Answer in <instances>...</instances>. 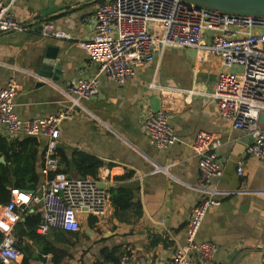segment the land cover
<instances>
[{
	"label": "crops",
	"instance_id": "0c3cea01",
	"mask_svg": "<svg viewBox=\"0 0 264 264\" xmlns=\"http://www.w3.org/2000/svg\"><path fill=\"white\" fill-rule=\"evenodd\" d=\"M106 1L14 0V16L34 27L0 33V86L14 80V112L25 120L71 112L72 117L59 126V169L80 176L72 154H90L102 162L98 177H103L101 185L108 191L104 212L80 214L77 232L52 230L42 235L36 227L35 236L34 217L43 209L41 176L34 190L38 198L23 211L8 213L0 205V233L13 231L20 248L14 261L2 264H95L103 260V251L115 247L118 253H129L133 264H164L185 243L188 218L204 195L219 202L207 211L196 239L215 242V264H263L264 161L246 154L250 135L222 118L210 96L222 68L219 58L195 48L166 47L160 58L138 66L131 78L116 83L79 46L92 36L96 9ZM45 11L49 12L41 16ZM44 20L71 38L44 37L40 29ZM48 46L58 48L61 73L56 80L39 74ZM92 76L99 80L97 96L86 100L68 92L79 78ZM147 108L164 109L177 143L158 149L149 141L142 125ZM202 130L222 141L217 149L222 174L211 181L208 191L199 186L198 157L189 147ZM22 137L9 133L0 122V146ZM36 138L40 173L45 141ZM60 154L69 162L62 161ZM0 161L5 162L1 152ZM122 174L128 176L119 179ZM116 187L133 192V205L118 213L109 198V190ZM16 230H21L20 237ZM47 245L56 252L44 251Z\"/></svg>",
	"mask_w": 264,
	"mask_h": 264
},
{
	"label": "built area",
	"instance_id": "2783aa9c",
	"mask_svg": "<svg viewBox=\"0 0 264 264\" xmlns=\"http://www.w3.org/2000/svg\"><path fill=\"white\" fill-rule=\"evenodd\" d=\"M13 1L0 0V33L32 30V24L19 21L12 13ZM41 25L44 37L71 38L52 21L44 20ZM79 46L86 50L99 71L116 83L131 78L138 66L160 58L166 47L195 48L203 54L217 56L222 68L210 96L222 118L234 129L250 135L246 154L264 161L263 17L221 13L181 0H108L96 9L92 36ZM238 67H242L239 73L235 70ZM67 90L77 98L89 100L99 94L98 77H81ZM15 94L14 80L0 86V122L13 135L45 141L39 196L43 209L37 232L42 235L52 230L77 232L80 214H101L106 209L108 191L101 185L103 177L69 176L59 169V126L62 120L72 117L71 112L21 119L14 112ZM142 125L149 141L158 149L179 141L164 109L147 108ZM221 145L218 136L203 130L189 143L198 157L199 186L204 191L222 174L223 165L217 156ZM237 172H243L241 162ZM37 198L30 190L13 189L5 210L21 212ZM218 202L211 195L200 198L188 218L185 243L164 264H215V242L197 241L196 236L207 211ZM19 254L18 238L7 230L0 240V264L14 261ZM260 259L264 264V249ZM110 264L133 263L125 252Z\"/></svg>",
	"mask_w": 264,
	"mask_h": 264
},
{
	"label": "trees",
	"instance_id": "16d2710c",
	"mask_svg": "<svg viewBox=\"0 0 264 264\" xmlns=\"http://www.w3.org/2000/svg\"><path fill=\"white\" fill-rule=\"evenodd\" d=\"M39 141L34 136H24L16 139L10 145L3 144L0 146V152L4 155L5 162L0 161V205H5L11 195L12 189L36 190L41 181V174L37 172V153L39 149ZM59 155V154H58ZM62 161L67 157L60 154ZM72 163L80 176L98 177V169L102 162L87 153L74 152L72 154ZM69 162V161H68ZM128 174L118 176L119 179L127 177ZM109 198L115 207L116 213L123 212L130 208L133 198V192L129 189L116 187L109 190ZM140 206H138V213ZM41 220V215L34 217L33 234L38 236L36 227ZM17 236L20 237L21 230H16ZM15 234V233H14ZM16 235V234H15ZM3 234L0 233V240ZM44 251L56 252V248L47 245ZM123 252L118 253V248L103 251V260L95 264H108L117 262ZM27 264V262L25 263Z\"/></svg>",
	"mask_w": 264,
	"mask_h": 264
},
{
	"label": "water",
	"instance_id": "95a60500",
	"mask_svg": "<svg viewBox=\"0 0 264 264\" xmlns=\"http://www.w3.org/2000/svg\"><path fill=\"white\" fill-rule=\"evenodd\" d=\"M196 7L205 8L208 10L218 11L221 13L235 15H250L264 18V0H181ZM49 11L41 13L44 16ZM42 29V26H40ZM58 48L48 46L43 58L39 74L43 77L53 80L58 79L61 69L60 62L57 61ZM2 160V159H1ZM70 176V175H69ZM34 193V190H30ZM19 248V246H18ZM20 249V248H19ZM23 256L27 253L22 250Z\"/></svg>",
	"mask_w": 264,
	"mask_h": 264
},
{
	"label": "rangeland",
	"instance_id": "374dc122",
	"mask_svg": "<svg viewBox=\"0 0 264 264\" xmlns=\"http://www.w3.org/2000/svg\"><path fill=\"white\" fill-rule=\"evenodd\" d=\"M235 70L239 73V72H241L242 67H238V68H236Z\"/></svg>",
	"mask_w": 264,
	"mask_h": 264
}]
</instances>
